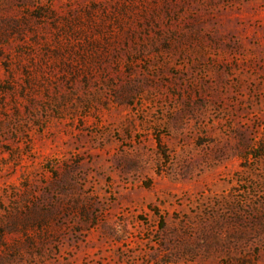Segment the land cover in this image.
<instances>
[{
    "label": "rangeland",
    "instance_id": "374dc122",
    "mask_svg": "<svg viewBox=\"0 0 264 264\" xmlns=\"http://www.w3.org/2000/svg\"><path fill=\"white\" fill-rule=\"evenodd\" d=\"M0 264H264V0H0Z\"/></svg>",
    "mask_w": 264,
    "mask_h": 264
}]
</instances>
